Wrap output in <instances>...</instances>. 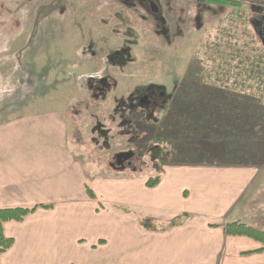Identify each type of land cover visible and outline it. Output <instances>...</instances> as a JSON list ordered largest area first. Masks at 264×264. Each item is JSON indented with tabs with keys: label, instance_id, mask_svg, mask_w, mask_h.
I'll use <instances>...</instances> for the list:
<instances>
[{
	"label": "rangeland",
	"instance_id": "obj_1",
	"mask_svg": "<svg viewBox=\"0 0 264 264\" xmlns=\"http://www.w3.org/2000/svg\"><path fill=\"white\" fill-rule=\"evenodd\" d=\"M256 20L264 0H0V118L62 110L89 176L264 165Z\"/></svg>",
	"mask_w": 264,
	"mask_h": 264
},
{
	"label": "crops",
	"instance_id": "obj_2",
	"mask_svg": "<svg viewBox=\"0 0 264 264\" xmlns=\"http://www.w3.org/2000/svg\"><path fill=\"white\" fill-rule=\"evenodd\" d=\"M67 119L62 110L0 118V209L50 206L5 223L13 245L0 264H264V252L242 255L261 242L224 230L238 221L264 232V165L166 164L152 188L138 175L89 176ZM183 214L165 230L141 225Z\"/></svg>",
	"mask_w": 264,
	"mask_h": 264
},
{
	"label": "trees",
	"instance_id": "obj_3",
	"mask_svg": "<svg viewBox=\"0 0 264 264\" xmlns=\"http://www.w3.org/2000/svg\"><path fill=\"white\" fill-rule=\"evenodd\" d=\"M215 3L227 4L230 0H214ZM163 148L158 147L155 150V155H160L159 158H162ZM160 182V176L155 178L148 179L146 185L147 187H155ZM87 192L91 197H95L92 193L91 189L86 187ZM38 207L50 208L47 205L36 206L31 209L27 208H10V209H0V255L7 251L13 245V240L8 238L4 233V225L9 221H22L27 215L35 212ZM186 220V215H181L167 223H157L154 220L148 218H142L141 225L147 229H158L159 227L162 230H165L169 227L176 226L182 224ZM224 230L227 235H239V236H248L250 238L255 239L263 244L260 249L256 251H246L242 252V255H249L254 252H264V232L259 230L258 228L248 226L241 222H230L224 225Z\"/></svg>",
	"mask_w": 264,
	"mask_h": 264
},
{
	"label": "flooded vegetation",
	"instance_id": "obj_4",
	"mask_svg": "<svg viewBox=\"0 0 264 264\" xmlns=\"http://www.w3.org/2000/svg\"><path fill=\"white\" fill-rule=\"evenodd\" d=\"M255 25L258 27V32H259V35L262 37V38H264V26H263V23L261 22V21H255ZM102 83L104 84V85H102ZM106 86V83H105V81L103 82H101V87H105ZM97 89H100V87H98ZM101 92V91H100ZM97 95V94H96ZM146 101H147V99H146ZM124 157V156H123ZM154 157L156 158V159H160L159 157H160V155H155V151H154ZM134 166V163H133V161H131V158L130 159H128V160H125V161H123V159H118V164L116 163V162H114V163H111L110 164V167L111 168H113V169H116V170H120V171H125V170H127V168H132Z\"/></svg>",
	"mask_w": 264,
	"mask_h": 264
}]
</instances>
